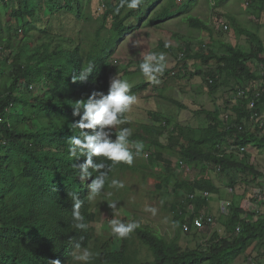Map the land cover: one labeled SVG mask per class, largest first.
Returning <instances> with one entry per match:
<instances>
[{
    "label": "trees",
    "instance_id": "16d2710c",
    "mask_svg": "<svg viewBox=\"0 0 264 264\" xmlns=\"http://www.w3.org/2000/svg\"><path fill=\"white\" fill-rule=\"evenodd\" d=\"M103 1V14L94 19L85 8L92 0H0V264H51L56 260L75 264L72 255L76 243L93 253L90 264H234L242 258L252 259L251 264H264V170L251 151L264 154V128L253 129L250 122L251 113L264 112V40L259 30L244 28L228 17L225 31L232 27L238 36L249 40L251 50L247 52L215 38L211 22L192 15L198 0H144L133 10L119 8L120 0ZM222 2L225 0H214L213 9ZM247 4L256 18L264 16V0H247ZM62 17L73 18L76 24L98 25L94 31L76 32L74 24L72 37L63 30ZM177 18L211 39L201 42L197 50L189 42L179 49L162 42V51H178L179 55L177 64L165 70L160 80L167 76L165 81L187 83L185 78L190 82L201 76L214 95L226 75L236 81L233 95L227 96L226 107L218 112H197L206 117L203 125L176 123L167 131L169 115L149 112L154 124H142L129 139L151 141V164H160L165 155H170L177 158V167L199 171L193 180L153 173L156 192L165 200L174 199L173 223L180 231L186 223L195 229L192 220L196 217L211 216L212 195L231 200L212 178L214 171L228 178L232 195L238 186L245 190L253 183L260 187V196L256 201L253 195L250 201L262 199L260 209L231 204L225 234L216 231L205 245L194 249H184L144 224L123 239L115 238L108 225L105 231L109 229V234L99 235L101 219H108L110 225L116 216H104L98 202L105 198L111 180L131 165H113L103 157L94 158L110 165L111 171L99 198L89 200L88 185L96 173L81 181L74 165L84 158L71 157L67 144V139L80 131L72 128L79 119L73 116L74 102L86 100L93 91L108 90L109 78L115 75L117 42L138 26L162 30L165 23ZM34 30L39 32L38 41L34 40ZM89 64L94 69L88 80L73 83L72 74L79 75ZM152 83L137 85L130 94L136 95ZM240 91L244 94L238 97ZM255 93L261 97L255 110H249ZM129 114L130 110L120 118L126 122ZM232 146L239 150L245 147L246 151L229 153ZM241 175L250 178L244 180ZM72 192L84 201L80 209L88 225L84 230L72 227V201L68 196ZM191 195L196 198L191 199ZM190 204L194 212L187 213ZM185 215L191 216L189 221ZM121 221L132 220L127 217Z\"/></svg>",
    "mask_w": 264,
    "mask_h": 264
},
{
    "label": "rangeland",
    "instance_id": "374dc122",
    "mask_svg": "<svg viewBox=\"0 0 264 264\" xmlns=\"http://www.w3.org/2000/svg\"><path fill=\"white\" fill-rule=\"evenodd\" d=\"M103 2V0H92L89 8H87V5L85 6L94 19L103 14ZM213 2L214 0H198L192 15L199 16L205 21H210L214 28L213 34L215 38L223 39L244 51L249 52L251 50L249 40L238 36L234 28L231 27L228 32L224 30L222 23L228 24V17H232L238 25L244 28L252 30L257 28L264 40V16L261 19L256 18L249 9L247 0H225V2L221 3V6L215 9H213ZM60 21H62L63 30H66L67 35L72 37H75L72 33L75 27L76 32L80 30L94 31L98 25L97 23L76 24L73 18L63 19L62 17ZM74 24H76L75 27L73 26ZM57 25L58 22L55 20V26ZM138 27L126 36L124 40L117 42V54L113 60L115 74L127 80L132 85L131 88L144 82H149L141 72H136L144 56L148 53H164L167 62L165 70H170L177 64L176 57H178L179 52L175 51L172 54L169 51H162L160 48L162 42L169 47L177 49L189 42L194 50H197L201 46V42L209 43L211 39V36L207 33L189 28L182 21V18L173 19L165 23L161 27L162 30ZM33 32L36 34L34 40L38 41L39 32L37 30ZM191 66V64L188 65V68L191 69ZM162 77L163 73L158 76V82L148 85L145 90L136 94L137 103L131 107L128 120L122 125L113 128L114 131L118 132L120 128L127 127L134 133L137 129L140 130L142 124H154L149 112H164L166 116L169 115L171 125L166 127L167 131H170L176 123L194 126H198L201 123L203 125V120L206 117L205 115H197V112L200 113L201 110L218 112L221 107L224 109L227 96L233 95L236 85V81L233 78L223 75L220 81L222 86L214 95H211L209 87L207 88L201 76L195 77L190 82L188 81L189 78H185L184 80L187 83L174 80L165 81L167 76L164 80H160ZM172 100L179 102L184 107L182 109L179 108ZM200 117L203 118L201 119ZM218 117H221V113H218ZM141 141L145 145L142 154L134 158L131 169L119 172L114 178L121 181L124 186L122 188L110 187L104 194L105 198H101L98 202L99 206L101 205L104 216L114 215L119 220L128 217L139 224L152 227L169 241H177L184 249H194L199 245H205V242L213 238L216 231H219L220 234H225L226 225L231 217V204H240L241 207L249 208L250 210L261 208L262 199L256 203L250 201L253 195H255L256 201L259 198V186L252 183L250 187L247 185L248 187L246 186L245 190L240 189V186H238V190L235 189L234 192L236 193L232 195L233 191L229 186L228 178L221 176L218 171H214L212 172V178L222 190L227 192V196H231V200L226 202L225 199H220L218 195H212L210 197L212 203L211 216L215 218V223L207 225L205 229L198 231L196 229L180 231L173 223L174 213L171 210V203L174 199L165 200L162 195L156 192V178L154 179L153 173L166 172V174L173 177H184L193 180L199 174V171L177 167V158L170 155H165L164 159L159 161L161 162L160 164L149 163L150 157H148V153L152 150L151 141ZM251 151L256 153L259 158L258 163L264 170V154L257 153L256 149ZM241 177L244 180L250 178L242 175ZM185 197H187V194L183 198ZM113 202L117 204L115 210L109 207V204ZM99 224L98 234H109V229L105 231L106 225L110 228L108 219H101ZM251 261L252 259L245 261V258H242L234 264H251Z\"/></svg>",
    "mask_w": 264,
    "mask_h": 264
},
{
    "label": "clouds",
    "instance_id": "9594fccd",
    "mask_svg": "<svg viewBox=\"0 0 264 264\" xmlns=\"http://www.w3.org/2000/svg\"><path fill=\"white\" fill-rule=\"evenodd\" d=\"M143 3L144 0H120L119 8L138 9ZM166 65L164 53L152 52L144 56L139 64V69L149 82H158V76L165 71ZM93 69L94 65L89 64L87 68L80 71L79 75L73 73L72 82H86L93 73ZM131 87L132 85L127 80L115 74L109 78L106 93L104 91H93L86 100L75 101L72 105L73 116L79 117L77 121L72 123V128L80 131L79 135H72L67 139L68 151L70 156L77 160L81 157L84 158L82 163L74 165L79 171L81 181L93 177V172L96 173L94 179L88 185L90 191L87 198L89 200L102 194L109 179L108 173L111 171L110 165H107L104 161L97 162L94 158L103 157L107 161H111L113 165L119 163L131 165L134 158L142 154L145 147L142 141H130L129 138L132 135L130 128L122 127L117 134L112 131L116 126L125 123L120 117L137 103L136 95L130 94ZM113 134L115 139L112 138ZM132 149H135V151L133 152ZM110 186L122 188L124 185L121 181L112 179ZM68 196L72 201V227L79 230L86 229L88 225L80 211L84 201L74 192L68 193ZM109 207L115 210L117 204L115 202L110 203ZM188 207L186 209L187 213L194 212V209L189 211ZM186 218L189 221L191 216L185 215ZM186 225L189 224L184 225V230H186ZM192 225L195 228L194 224ZM138 227L139 223L136 221L124 222L115 218L110 220L111 234L117 239L126 238ZM189 227L192 229L190 225ZM196 230L198 231V229ZM74 249L72 259L75 264H90L93 253L88 248L76 243ZM51 264H60V261H52Z\"/></svg>",
    "mask_w": 264,
    "mask_h": 264
},
{
    "label": "built area",
    "instance_id": "2783aa9c",
    "mask_svg": "<svg viewBox=\"0 0 264 264\" xmlns=\"http://www.w3.org/2000/svg\"><path fill=\"white\" fill-rule=\"evenodd\" d=\"M223 25V28L224 30L227 29L226 27V24L225 23H222ZM244 92L243 91H240L238 93V97H241L243 96ZM261 97V94L260 93H255V97L254 99L252 100V102L250 103L249 105V110H255L256 108V103L259 101L258 99H260ZM248 120V119H247ZM250 122L253 123V129L259 127V129H262L264 128V112L263 113H260V112H256L254 111L253 113H251L250 115ZM246 151V148L245 147H242L239 149H237V147H234L232 146L228 152L231 153V152H234V153H244ZM205 197H209V193L208 192H204L203 194ZM191 199H194L195 198V195H191L190 196ZM189 211H193L194 207L193 205H190L188 207ZM215 223V219L212 217V216H209V217H206L204 215L202 216H199V217H196L194 220H193V224H194V227L198 230H201V229H205L207 225H212ZM185 229L187 231L190 230V227L189 225H186L185 226Z\"/></svg>",
    "mask_w": 264,
    "mask_h": 264
}]
</instances>
